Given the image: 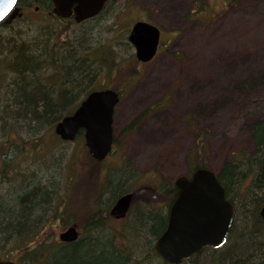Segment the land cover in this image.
<instances>
[{"label": "rangeland", "instance_id": "374dc122", "mask_svg": "<svg viewBox=\"0 0 264 264\" xmlns=\"http://www.w3.org/2000/svg\"><path fill=\"white\" fill-rule=\"evenodd\" d=\"M196 1L110 0L105 11L86 26L87 44L107 43L116 59L111 70L102 71L96 85L121 92L114 114V149L105 160L93 158L84 134L65 141L54 128L31 133L32 127L22 120L14 128L0 121V215L16 205L15 196L24 181L53 186L49 216L35 237L44 249L43 263L38 264H46L54 250L58 252L53 263L59 259L62 264H111L113 259L112 264H129V252L131 263L165 264L154 250L158 236L148 233L162 228L159 212L168 214L171 202L164 188L179 176L190 175L191 167L201 160L220 172L226 161L254 152L251 127L264 118V0H232V5L229 0H203L202 10L195 13ZM175 3H181V9ZM18 5L22 13L0 25V38L46 29L69 40L84 28L72 17L50 14L39 0H21ZM36 5H40L38 11ZM141 18L163 30L158 55L145 63L136 59L128 39L132 25ZM8 72L0 64V117H6L12 77ZM155 76L160 82L150 87ZM140 115L137 127L127 129ZM139 141L145 149L135 153L133 147ZM198 143L204 144V152L197 150ZM253 176L248 172L230 191L238 211L237 230L228 242L218 249L206 247L182 264L258 261L254 252L248 256L233 251L240 243L245 214L252 207L259 213L264 204L260 199L252 206V197H257L251 187ZM128 192L134 194L128 214L114 217L110 210ZM137 204L145 209L137 208L133 214ZM93 213H99L96 217L102 221L88 232L87 221ZM149 214L155 220L144 227ZM73 224L83 231L81 238L88 237L86 242H61L59 233ZM110 236L121 247L114 245L116 253L98 240ZM27 243L0 239V257L27 264L23 256Z\"/></svg>", "mask_w": 264, "mask_h": 264}, {"label": "trees", "instance_id": "16d2710c", "mask_svg": "<svg viewBox=\"0 0 264 264\" xmlns=\"http://www.w3.org/2000/svg\"><path fill=\"white\" fill-rule=\"evenodd\" d=\"M202 1L195 2L193 6H196L195 13L202 10ZM232 4L233 1L229 0V5ZM99 15L80 22L83 23L84 28L69 40L61 39L58 33L49 34L46 29L32 32V34L0 38V64L12 74L8 83L9 87H7L6 104V113L12 117V121L24 120L27 123L26 126L32 127L33 132L30 131L31 133L42 132L44 128H54L63 116L74 111L88 93L100 88V85H96L97 78L103 70H111L116 59L111 46L107 43L93 44L91 42V44H87L89 29L86 26ZM9 115H6L7 118ZM7 118L1 116L0 121L6 125ZM141 119L142 115L138 116L127 125V129L136 128ZM251 133L256 145L254 152L241 159H236L235 156L226 161L223 168L218 172V176L226 187L227 197L233 199L230 193L231 189L234 186L236 188L239 180L252 171L254 176L251 187L257 197L254 199L252 197L251 203L252 206H255L254 202H259L260 199H263L262 202L264 203V118L252 125ZM80 134H83V131ZM197 150L204 152V144L198 143ZM200 162L206 166L204 161L201 160ZM120 190L121 188L118 192ZM163 193L170 202L173 201L177 194L176 185L174 183L167 185ZM52 194L53 189L50 185L36 183L24 187L16 194V205H9L8 210L1 209L4 213L0 215V239L13 238L17 245H23L25 241H28L23 255L27 264L43 263V242L41 243V240L37 239L38 230L42 222L46 221L49 216L47 208L51 206ZM141 206L142 204H137L133 209V214L137 208L145 209L144 206ZM153 209L148 211L152 212ZM159 213L162 215L160 218L162 228L154 231L152 227L153 231L148 232L156 237H159L164 231L168 219V214ZM98 214L93 213L89 216L90 219L87 221L88 226L86 228L88 232L97 227L96 215ZM55 216L56 213H54ZM257 218V212L253 207L247 211L241 232H239L240 243H236L233 251L238 249L242 255L247 253L248 256L254 252L253 255L258 257V261L253 262V264H264V227L252 226V222ZM153 220L155 219L150 214L146 216L143 221L144 227H147L149 222H153ZM236 230L237 226L234 225L230 234ZM110 239L112 236L98 238L106 247L115 252L117 250L114 245L118 247L119 245ZM32 240L38 241L37 245H33L34 241L32 242ZM87 240L88 237H85L67 245H79ZM56 252L58 250L50 252V256L46 257V264H62L59 259L53 263ZM126 254L129 264H136L131 263L129 252ZM112 261L111 264L114 263ZM239 263L238 260L234 262V264ZM122 264L126 263L123 262ZM165 264L168 263L165 262Z\"/></svg>", "mask_w": 264, "mask_h": 264}, {"label": "water", "instance_id": "95a60500", "mask_svg": "<svg viewBox=\"0 0 264 264\" xmlns=\"http://www.w3.org/2000/svg\"><path fill=\"white\" fill-rule=\"evenodd\" d=\"M59 17L74 16L76 21L98 15L108 0H53ZM18 0H0V22ZM160 28L147 21H138L129 34L136 48L137 58L151 60L158 49ZM120 94L113 88L91 91L70 114L55 125V132L63 140L76 139L84 130L86 144L92 156L103 160L114 142V109ZM177 195L169 210L168 223L156 242L157 251L164 259L178 264L198 252L205 245L219 247L225 243L234 218L233 204L226 197V188L215 171L197 168L191 177L182 175L176 180ZM132 193L121 195L111 209L112 215L125 214L132 203ZM264 217V205L260 210ZM75 225L60 233V238L73 241L78 238ZM0 264H16L0 258Z\"/></svg>", "mask_w": 264, "mask_h": 264}, {"label": "flooded vegetation", "instance_id": "af4514ba", "mask_svg": "<svg viewBox=\"0 0 264 264\" xmlns=\"http://www.w3.org/2000/svg\"><path fill=\"white\" fill-rule=\"evenodd\" d=\"M39 2L45 7V8H47L48 9V12L51 14V13H54L56 16H57V14L55 13V10H54V7H55V4H54V1L53 0H39ZM110 2V0H108V2H107V4ZM107 4L105 5V7L104 8H106V6H107ZM29 5H32L31 3L29 4ZM28 7H30L31 8V6H28ZM39 8H40V5H36L35 7H34V9H36V11H38L39 10ZM17 13H19V14H21L22 13V11H20V6L18 5V6H16L6 17H5V19L0 23V25L1 24H4L5 22H7L8 21V19H10L11 17H13V16H15ZM58 17V16H57ZM72 18H75L74 16H72ZM190 19V17L188 16V19L187 20H189ZM178 20H180V18L178 19V18H176V21H178ZM138 21H148V20H145L144 18H141V19H137L135 22H134V24L136 23V22H138ZM149 21H151L150 19H149ZM190 21V20H189ZM133 24V25H134ZM132 25V26H133ZM158 25V24H157ZM159 26V25H158ZM132 28V27H131ZM159 28H160V32H161V34H160V41H159V45H158V49H157V53H156V56L158 55V53H159V51H160V48H161V45H162V35H163V30L161 29V27L159 26ZM130 31H131V29H130ZM129 34H130V32H129ZM128 39H129V35H128ZM129 42L134 46V44L129 40ZM135 47V46H134ZM135 55H136V48H135ZM156 56H154L151 60H153ZM136 59H138L137 58V55H136ZM139 60V59H138ZM150 60V61H151ZM141 63V62H140ZM229 199V201H231L232 202V204H233V208H234V218H233V221H232V224H231V227H230V229H229V234H230V232H231V229L233 228V226L235 225V219H236V215H237V211H238V207H237V204L234 202V200L233 199H230V198H228ZM168 212H169V210H168ZM128 214V213H127ZM126 214V215H127ZM125 215V216H126ZM125 216H123V215H121V216H118V217H116V218H123V217H125ZM70 226V225H69ZM77 228H78V226H77ZM65 230V229H64ZM78 230V232H79V234H78V238L77 239H75V240H73V241H63V240H61V242L62 243H66V244H69V243H73V242H76V241H78L79 239H81V237H82V230H79V229H77ZM229 234H228V238H229ZM228 238H227V242H228ZM226 242V243H227ZM225 243V244H226ZM225 244H223L222 246H224ZM222 246H220L219 248H221ZM212 247V246H211ZM154 248H155V250H157V248H156V243H155V246H154ZM214 248V247H213ZM216 249H218V248H216ZM190 259V258H189ZM169 264V263H168Z\"/></svg>", "mask_w": 264, "mask_h": 264}, {"label": "bare ground", "instance_id": "6f19581e", "mask_svg": "<svg viewBox=\"0 0 264 264\" xmlns=\"http://www.w3.org/2000/svg\"><path fill=\"white\" fill-rule=\"evenodd\" d=\"M30 1V0H29ZM179 4V6H175L176 7V9L177 8H179V9H181V7H180V5H181V3H178ZM178 4H176L175 3V5H178ZM172 8V7H171ZM178 19H179V16H178ZM160 77L159 76H155V79H154V81L152 82V83H150V87H153V86H156V84H159V82H160V79H159ZM6 115L8 116L9 114L8 113H6ZM7 116H6V118H7ZM13 119H12V117L9 115V118H7V124L11 127V128H14V126L15 125H17V123L16 122H14V121H12ZM21 123H23V124H25V125H27V123L24 121V120H22V122ZM145 149V145L143 144V142H141V141H139L134 147H133V152H135V153H139V152H141V151H143ZM33 178V177H32ZM33 183H35V180H32V184ZM31 185V183L29 182L28 184H27V181H24L23 183H22V185H21V189H23L24 187H29ZM51 187H52V189H53V186L52 185H50ZM142 210H144V208H141ZM257 215H258V218L255 220V221H253L252 222V226H254V227H256V228H263L264 227V217L263 216H261V214H260V211H259V213L257 212ZM99 220H101L102 221V218L101 219H99V218H96V226H98L100 223H99ZM140 231H141V235L143 234V230H141V229H139ZM104 231V230H103ZM98 232V231H97ZM99 233H101V232H99Z\"/></svg>", "mask_w": 264, "mask_h": 264}]
</instances>
